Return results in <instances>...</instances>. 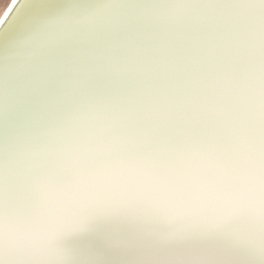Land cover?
Wrapping results in <instances>:
<instances>
[{
  "label": "clouds",
  "instance_id": "clouds-1",
  "mask_svg": "<svg viewBox=\"0 0 264 264\" xmlns=\"http://www.w3.org/2000/svg\"><path fill=\"white\" fill-rule=\"evenodd\" d=\"M23 10L0 0V30ZM101 220L264 264V0H66L14 46L0 264H75L66 242Z\"/></svg>",
  "mask_w": 264,
  "mask_h": 264
},
{
  "label": "bare ground",
  "instance_id": "bare-ground-1",
  "mask_svg": "<svg viewBox=\"0 0 264 264\" xmlns=\"http://www.w3.org/2000/svg\"><path fill=\"white\" fill-rule=\"evenodd\" d=\"M65 5L66 0H24L23 12L0 30V65L10 62L14 46L43 18ZM66 245L75 264H171L193 254L211 256L216 264H243L244 259L224 235H197L165 244L157 231L119 220L98 221Z\"/></svg>",
  "mask_w": 264,
  "mask_h": 264
},
{
  "label": "snow or ice",
  "instance_id": "snow-or-ice-1",
  "mask_svg": "<svg viewBox=\"0 0 264 264\" xmlns=\"http://www.w3.org/2000/svg\"><path fill=\"white\" fill-rule=\"evenodd\" d=\"M9 11H11V9H9Z\"/></svg>",
  "mask_w": 264,
  "mask_h": 264
}]
</instances>
